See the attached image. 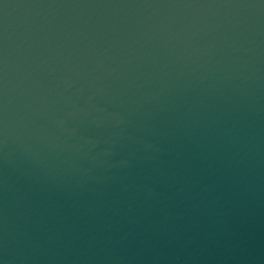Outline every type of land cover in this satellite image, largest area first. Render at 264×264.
<instances>
[{"label":"water","instance_id":"95a60500","mask_svg":"<svg viewBox=\"0 0 264 264\" xmlns=\"http://www.w3.org/2000/svg\"><path fill=\"white\" fill-rule=\"evenodd\" d=\"M0 264H264V0H0Z\"/></svg>","mask_w":264,"mask_h":264}]
</instances>
